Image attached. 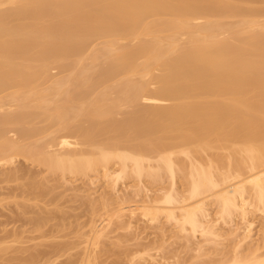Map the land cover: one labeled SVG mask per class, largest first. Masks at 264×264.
Wrapping results in <instances>:
<instances>
[{
	"label": "bare ground",
	"instance_id": "1",
	"mask_svg": "<svg viewBox=\"0 0 264 264\" xmlns=\"http://www.w3.org/2000/svg\"><path fill=\"white\" fill-rule=\"evenodd\" d=\"M0 167L15 205L41 202L15 217L40 241L8 256L12 244L0 245V264H52L73 246L43 242L67 225L54 189L73 177L103 179L99 198L83 196L93 219L107 213L79 235V259L60 264H96L108 227L130 222L135 211L112 206L130 177L148 198L139 215H164L188 244L195 232L214 242L234 214L245 224L229 228L243 232L231 255L205 260L199 245L191 264H264L253 243L238 251L247 216L264 215V0H0Z\"/></svg>",
	"mask_w": 264,
	"mask_h": 264
},
{
	"label": "rangeland",
	"instance_id": "2",
	"mask_svg": "<svg viewBox=\"0 0 264 264\" xmlns=\"http://www.w3.org/2000/svg\"><path fill=\"white\" fill-rule=\"evenodd\" d=\"M15 163L18 164L19 162L15 161ZM3 169H5V167H0V171H2ZM70 179L72 181L69 183L70 184L69 188L68 185L67 187L65 186V188L59 186L54 189V191L56 193H59L61 197L62 196L66 197L63 199L61 198L63 202L61 213L68 217L64 221V223H67V225L64 229L61 230L56 229L55 231H53V234L56 235L55 238L51 237L49 233L44 235L43 242L44 244L45 243L50 244L55 240L56 241L60 240V241H66L68 243H72L73 246L70 249H68L66 252L60 254L54 260V262H52V264H60L61 262L66 261L69 257L79 259L80 252L85 246V243H79L80 240L79 235L82 232H84L85 234V232L88 230V225L90 223V220L93 219L92 216L94 215V214L93 215L90 214V209H89L90 205L88 202L87 204L85 201H89L91 197H92L91 200H95L94 197H96L97 199L99 198V195H102V189H103L101 186L103 183L102 178L96 179V182L94 181L95 182V183L93 182L94 184L92 183L91 185H87L88 187L86 186V184L89 181L87 180L86 184L84 182L86 178L84 181L83 178L81 177L80 178L73 177ZM145 181L143 180V183H146ZM179 183L180 181L177 178L176 184L178 185V187H180L181 184ZM133 184H135L134 179L130 177V178H126L124 182L119 185V191L114 192L118 197L117 203H115V205L112 206H116V204H118L120 207L124 208L125 212L128 210H133V212L135 211V215H134L135 217L134 216L132 218L130 217L128 220L126 218L128 217V215L124 216L125 218L123 219L130 221L129 223L126 222L125 225H124L125 222L119 224L113 223L116 221L112 222L113 223L111 224L112 226L110 225V227H108V229L112 228V232L109 229V233H108L110 234L111 232V235L110 236L108 235L110 238L105 237L107 239L101 240L102 242L101 241L98 242L99 244L96 243L98 245L97 247L94 246L95 249L94 252H96V256H97V257L95 256L96 264H191L192 261H194L193 258H195V254L201 251L198 248L199 245H203V248L207 252L206 256L203 255V257L204 256L206 257V259L204 258L205 260L207 259L216 260L224 256L225 254L227 255V257L232 254L231 248H230L231 251H229L228 247L229 246L231 247V245L233 246L234 244H232V241L236 237H238L239 234H243V232L241 233L237 232L234 235L230 233L231 231L229 230V228L232 226L235 227L237 225V222H238V226L241 225L240 227L241 230L237 226L240 231H242V229L245 228V224L240 223L241 221L237 216V214H234L233 218H230V220L232 219L231 222L229 220L227 221L228 223L226 224H224L225 222L223 223L219 222L221 223V224L218 223L219 225L216 224L217 225L216 229H218V232L220 231L223 232L220 233L221 236L218 233L220 237L217 236L218 238L217 239L215 238L214 242L211 241L207 242L203 234H200V232H195L194 236L191 237V243L188 244V242L186 243L185 242L186 240L183 239L184 238L183 235L187 234L188 230L178 231L176 227L173 226L174 225L173 222L167 221L164 215L159 216V219L157 221H150L147 220V218L139 215V212H141L142 200H146L148 198H145L144 196L132 195L133 188L131 186H133ZM166 184H167L166 182H161L159 184L156 183L155 185H153L151 187V192L148 193L149 197L150 198L153 197L155 192H157L158 189H160L161 187L166 186ZM13 185H16V182L5 181V180L0 181V236L3 234L4 231L14 230V229L17 231L19 229L20 231H22L21 232L22 234L20 233L21 236L18 239H16V241L14 242L10 241L11 238L0 240V245L12 244L11 246L14 249V251L6 253L5 256L19 254L17 250L19 249L27 250V248L25 247H30L32 249V247L35 246V244L39 242L41 239L40 237H38L40 236V234L35 230V225L33 223L26 221L23 222V220L21 221V219L18 221L15 220L16 216H22L20 214V211L29 210V208L30 211H32L31 208H33V206L37 208L36 203L41 204V202H34L32 200L28 201L27 203L28 204L30 203L32 205L30 207L28 206L29 208L15 205L16 202L21 201V198L19 197V195L17 196L15 194L13 195L10 193V188L13 187ZM83 185L86 186L85 188L87 190L84 189ZM90 190L93 192L92 193L93 196H91L92 194L90 195V197L88 196L90 198L88 200L87 197L86 196L84 197L83 195L84 193L85 195L89 193ZM61 192H64L66 195ZM78 194H80V196ZM112 195L115 196L114 194ZM81 196H83V198L79 199V197ZM106 210H107L106 208H99L96 211L97 213L95 212L96 214L93 220H95V222H98L96 224H99L100 220L102 219L101 217L106 215L105 214L107 213ZM210 211L211 213L213 212L212 209ZM253 213H250L249 216H247L248 220L250 218H251L250 220L255 219L253 220L255 224H252L251 226L252 233L250 232V236H249L250 238L249 237L246 238L245 239L246 241L242 242L243 244L241 243V245H239L240 247H238V251L239 253H241V255L246 252V249L252 248V247L247 248V246L251 245L252 243L253 246L260 247L259 250L257 247L258 250V251L256 250L257 253L264 254V233L261 231L263 224L262 222L264 220L262 218H264V215L256 212ZM30 215L32 216L33 212L24 213V216H30ZM12 218L14 219L13 221L11 220ZM58 222H60L59 219L57 217H54L49 221L48 225L50 224L52 225V223H58ZM48 225L47 227H50ZM262 230L264 231V229ZM236 240L237 239H235V241ZM228 242L231 243V245H229ZM214 246L216 247L215 249H219V251L217 250L218 251L217 253H214L216 251L212 252L213 250L212 248H214ZM224 246L225 247L227 246L226 247L227 249ZM39 247L43 248L45 246L39 245ZM203 248L202 250H204ZM220 249L222 251L224 250L225 254L222 252V254L224 255L219 253L221 251ZM21 255H26V252L22 253Z\"/></svg>",
	"mask_w": 264,
	"mask_h": 264
}]
</instances>
